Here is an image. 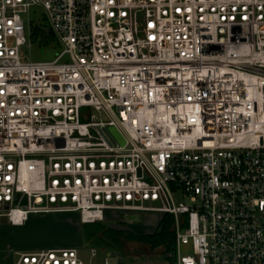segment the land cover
Returning <instances> with one entry per match:
<instances>
[{"label": "built area", "instance_id": "built-area-1", "mask_svg": "<svg viewBox=\"0 0 264 264\" xmlns=\"http://www.w3.org/2000/svg\"><path fill=\"white\" fill-rule=\"evenodd\" d=\"M117 212L172 216L175 264H264V0H0V226Z\"/></svg>", "mask_w": 264, "mask_h": 264}, {"label": "rangeland", "instance_id": "rangeland-1", "mask_svg": "<svg viewBox=\"0 0 264 264\" xmlns=\"http://www.w3.org/2000/svg\"><path fill=\"white\" fill-rule=\"evenodd\" d=\"M35 12L32 9L29 19L24 17L25 26H27V21H34L33 23L43 27L42 29H48L49 25ZM32 28L33 26L30 27L32 46L25 52L26 57L31 61L39 62L54 60L61 49L54 45L48 47L43 46L42 42H40L42 34L38 33L34 36ZM177 200L180 201V199ZM49 216L52 217H50V220H47L49 218L48 216L43 217L42 215L30 217L31 219L29 218L25 225L21 227L22 229L12 233L15 240L18 241L17 243L21 246L32 243L31 246L35 247H45L51 244L50 242L53 244L56 243L57 245L60 244L66 248L74 245L77 248V253H79V259L83 264L92 263L91 255L88 251L89 248H94L98 251L103 250L113 254L114 257L110 258V264H175V251L171 249V246H167L165 243L152 245L148 242L128 241L126 239V235L128 234H133L140 238L145 237V235L156 234L159 231V225L163 215L132 212L109 214L101 224L111 230H121L124 232L121 237L122 246L120 249L106 247L97 238L89 239L85 236V230L91 229L97 226V224L81 226L76 222L74 214H53ZM172 229L173 225L170 230L172 231ZM118 253H121V257L117 256Z\"/></svg>", "mask_w": 264, "mask_h": 264}, {"label": "trees", "instance_id": "trees-1", "mask_svg": "<svg viewBox=\"0 0 264 264\" xmlns=\"http://www.w3.org/2000/svg\"><path fill=\"white\" fill-rule=\"evenodd\" d=\"M33 25V32L34 36L38 33L42 34V37L40 39V42H42L43 46H49L51 43L54 42L53 40V34L51 29L48 27V29H42L43 27L37 26L35 23H32ZM44 30V31H43ZM174 223V220L172 216L170 215H163L160 225H159V231L156 234H152L145 237H138L134 236L133 234L126 235V239L128 241H136V242H148L152 245H159L161 243H165L167 246H171V249L174 250V235L172 231L170 230L172 225ZM89 224H84V226H87ZM124 234L121 230H111L109 228H106L101 223L97 224V226L86 229L85 230V236L89 239L97 238L102 245L106 247H113L120 249L122 246L121 237Z\"/></svg>", "mask_w": 264, "mask_h": 264}, {"label": "crops", "instance_id": "crops-1", "mask_svg": "<svg viewBox=\"0 0 264 264\" xmlns=\"http://www.w3.org/2000/svg\"><path fill=\"white\" fill-rule=\"evenodd\" d=\"M48 217L49 218L47 220H50L51 216ZM63 220H65V218H63ZM19 229L22 228L13 227L11 225H4V224L0 226V264H14L17 259V255H16L17 252L37 251L39 249L66 248L60 244L58 245L56 243L53 244L52 242H50L51 244H48V246L45 247L31 246L32 243L29 245L24 244V246H21L20 244L17 243L18 241L15 240L14 236L12 235V233L18 231ZM71 247H75V246L73 245Z\"/></svg>", "mask_w": 264, "mask_h": 264}, {"label": "water", "instance_id": "water-1", "mask_svg": "<svg viewBox=\"0 0 264 264\" xmlns=\"http://www.w3.org/2000/svg\"><path fill=\"white\" fill-rule=\"evenodd\" d=\"M110 131H111V133H113V134L115 135V137L117 138V140L119 141V143H120L121 145H123V140H122V138L120 137V135L116 132V130H114V129H110ZM117 256H118V257H121V253H118Z\"/></svg>", "mask_w": 264, "mask_h": 264}]
</instances>
